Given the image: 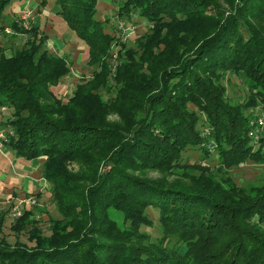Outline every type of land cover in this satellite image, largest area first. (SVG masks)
I'll list each match as a JSON object with an SVG mask.
<instances>
[{
	"label": "trees",
	"instance_id": "obj_1",
	"mask_svg": "<svg viewBox=\"0 0 264 264\" xmlns=\"http://www.w3.org/2000/svg\"><path fill=\"white\" fill-rule=\"evenodd\" d=\"M51 1L88 47L92 77L63 102L54 87L70 64L38 24L11 23L9 38L25 41L9 56L0 42L5 143L16 157L39 159L60 216H48L46 235L25 205L10 227L33 245L0 233V264H264V183L248 192L221 172L264 159V128L252 144L248 110L261 107L264 118V0H233L228 12L211 0H116L119 18L151 28L117 51L113 84L108 59L119 40L95 17L98 0ZM230 71L248 93L234 103L222 83ZM112 112L128 125L110 122ZM188 148L209 162L185 160ZM71 161L82 171L68 169ZM147 170L175 176L160 183L135 173ZM154 224L152 239L141 227Z\"/></svg>",
	"mask_w": 264,
	"mask_h": 264
},
{
	"label": "rangeland",
	"instance_id": "obj_2",
	"mask_svg": "<svg viewBox=\"0 0 264 264\" xmlns=\"http://www.w3.org/2000/svg\"><path fill=\"white\" fill-rule=\"evenodd\" d=\"M9 1V0H8ZM212 2L218 4L219 8L222 10L228 12L232 7L233 0H211ZM36 2V3H34ZM34 3V4H33ZM52 1L48 0V3L46 6L41 7L39 5V0H20L18 1L19 9L12 10L13 8L7 6L4 9L3 13V22H4V30L3 32L7 35L4 37V34L0 32V42L3 44L5 49H8V47L11 48V51L14 47H19L20 44L25 41L23 35L21 33H18L19 36L17 38H21V43L18 45L17 40H13V38H9L8 35H13V32L11 30V23L13 21L16 22L17 25L22 27H29L32 23H40L39 26H43V32L44 34L52 37L50 39V43L46 42V46L48 49L57 54L62 56L60 53L65 54L63 57H65L70 64V69L68 74L63 77L60 82L54 87L55 93L61 98L63 102H66L67 98L72 94L76 84L80 80H87L91 79V71L92 67L88 64V47L86 44L80 40L76 33L69 28L67 23L59 16L51 13L52 21H49L47 18H45V10H48V8L51 6ZM12 5V4H11ZM96 7V14L95 17L99 20H109L108 22H104V29L107 32H113L114 28H116V37L119 40V43H117L113 48L111 49V58L108 59L109 61V81L108 83H112V78L114 77L116 73V64L118 63V57H117V51L119 49L123 50V46L131 45L130 42H132L133 39L138 38L140 35L145 34L149 31V28H151V25L143 19H140L136 16H133L131 20L134 23H129L125 18H119L116 14V11L118 9V3L116 0L113 1L111 5L106 3L105 1L98 0L95 4ZM49 16V14H48ZM46 19V20H45ZM124 23L123 26L132 25L133 27L132 31L125 32L122 28H120V24ZM56 28L58 26V30L55 32L54 27ZM41 26V27H42ZM120 29V30H119ZM69 34L71 35V39L68 38V36L63 34ZM15 36V35H14ZM3 38L6 39V41L2 40ZM48 40V39H47ZM52 41V42H51ZM4 42V43H3ZM133 43V42H132ZM135 50V56L138 57L140 51ZM60 52V53H59ZM6 55V54H5ZM7 56V55H6ZM223 85L226 89V94L229 98V101L231 103L238 102L241 99H244L246 95L248 94L245 86L243 85L242 80L232 71L224 75ZM100 94L107 98V94L104 90L100 91ZM244 96V98H243ZM261 107L259 108H249V112L251 114V117L249 119V126L250 131H262L264 128V122L262 125H257L258 116L261 112ZM1 111L6 114L10 113L9 109H6L5 107L1 108ZM264 113V111L262 110ZM262 113V114H263ZM9 116V115H8ZM1 120V116H0ZM108 120L112 123H115L118 126H126L128 125L127 121L122 119L118 114L116 113H109L108 114ZM1 123V121H0ZM207 129L203 128L202 135L206 137ZM257 133H253L252 139L254 140L252 144H258L259 139L257 138ZM3 141L5 142L6 138V131L3 133ZM2 137V138H3ZM214 153V152H213ZM183 158L185 160H189V162H198L202 163L203 165L206 164V162H209L208 160H205L200 150L196 148H188ZM216 159V157H215ZM215 160L211 162V164H214ZM68 169H70L72 172H81L83 169V165L81 162L78 161H71L68 162ZM86 171V167L84 169ZM221 172H223V175H226L227 177H230L238 186L243 187L248 192H253V188L260 187L264 183V159L262 160H251L246 159L236 166L232 167L229 170L222 169ZM138 176L141 178L150 179L153 181H159L160 183H164L162 181H171L174 179L173 174H169L170 172H164V171H158V170H147V171H137L135 172ZM40 175V174H39ZM40 176L37 175L38 182L40 181ZM46 187H41L42 190L39 191V194L35 192H26L21 193L17 192L13 196L9 197H2L0 198V215H3V222L1 224L0 233L1 235L10 243L13 244L18 237L21 241L25 242L27 245L31 246L33 245L32 242L28 240V232L26 230H23L19 234H15L13 230L11 229V225L14 221V216L12 213V208L16 204L18 200L25 199L28 197L35 198L36 202L35 204H25L21 205L20 209L24 206L28 209L32 210L31 218L34 217L36 220H39V227L43 230L44 234H49L48 229V216L59 218V213L57 212V209L54 205V202L52 200V196L50 193V183L46 182ZM147 214L150 218H152L155 221V211L151 208L147 209ZM155 223V222H154ZM142 231H145L150 234L152 239H155L160 235L159 231L155 227V224L152 227H141ZM173 242V241H172ZM174 243V242H173ZM183 248H181L182 250Z\"/></svg>",
	"mask_w": 264,
	"mask_h": 264
},
{
	"label": "crops",
	"instance_id": "obj_3",
	"mask_svg": "<svg viewBox=\"0 0 264 264\" xmlns=\"http://www.w3.org/2000/svg\"><path fill=\"white\" fill-rule=\"evenodd\" d=\"M18 1L20 0H9L7 2L6 7L9 5L12 7V10L19 9ZM111 5L114 0H102ZM36 3V2H34ZM33 3V4H34ZM12 4V5H11ZM8 6V7H9ZM45 18H47L49 21H52L51 13L52 10L49 7L48 10H45ZM49 14V16H48ZM4 16V15H3ZM46 20V19H45ZM38 24V23H35ZM40 25V23H39ZM51 25V24H48ZM42 26V24H41ZM39 26L40 30H43V26ZM51 28L54 27V31L56 32L58 29V26L56 28L55 25H51ZM67 35L68 34H63ZM19 36H15L13 40H17V44L19 45L21 43V38H17ZM52 37H50L51 39ZM69 39H71V35L68 36ZM50 39L48 36L47 43H50ZM52 42V41H51ZM4 53L9 56L11 55L12 51L11 48L8 47V49L4 50ZM60 53V52H59ZM62 56L65 54L60 53ZM1 121V120H0ZM6 130L0 126V198L2 197H9L15 195L17 192H35L39 194V191L42 190V186L46 187V180L41 177L40 174V165L41 162L39 159H31L28 161L23 160L22 158L16 157L14 152L10 149V147L3 141V133ZM3 137V138H2ZM37 175L40 176V181L37 180Z\"/></svg>",
	"mask_w": 264,
	"mask_h": 264
},
{
	"label": "built area",
	"instance_id": "obj_4",
	"mask_svg": "<svg viewBox=\"0 0 264 264\" xmlns=\"http://www.w3.org/2000/svg\"><path fill=\"white\" fill-rule=\"evenodd\" d=\"M123 25H124V23L122 22L120 24V28L123 27L124 28L123 30L125 32H129V31L133 30V27H131L132 25H128V26H123ZM263 122H264V118L263 117H259L257 125H262ZM255 132H257V130H255V131L251 130L250 135L253 136V133H255ZM35 202H36V200L33 197H28V198H25V199L18 200L16 202V204L14 205V207L12 208V213L11 214L14 217H18L21 214V209H22V208L20 209L21 205H23V204H25V205L31 204L32 205V204H35Z\"/></svg>",
	"mask_w": 264,
	"mask_h": 264
}]
</instances>
